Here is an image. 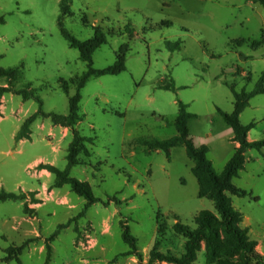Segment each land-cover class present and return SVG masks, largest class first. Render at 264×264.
Segmentation results:
<instances>
[{
  "label": "rangeland",
  "instance_id": "rangeland-1",
  "mask_svg": "<svg viewBox=\"0 0 264 264\" xmlns=\"http://www.w3.org/2000/svg\"><path fill=\"white\" fill-rule=\"evenodd\" d=\"M60 2L0 0V69L20 67L14 90H37L42 111L67 116L76 94L72 82L88 68L61 34ZM71 8L64 24L77 39L93 38L94 26L108 37L94 54L95 69L113 66L128 46L126 71L89 81L82 91L83 120L73 129L40 118L31 139L20 142L17 133L40 106L14 93L0 96V192L36 193L0 202V264H170L152 261V254L156 245L155 252L166 256L185 253L186 239L173 230L177 219L195 228L200 212L216 210L213 201L200 198L184 147L167 156L148 152L146 144L177 135L183 102L198 116L190 122L191 138L209 147V160L222 173L238 143L218 109L233 113L229 86L251 93L264 74V7L250 0H72ZM166 41H180L182 49L170 52ZM173 83L176 91L159 88ZM0 87H8L5 79ZM241 123L256 125L250 141L264 140V95L251 100ZM75 131L95 139L71 171L102 201L88 209L70 186L53 188L55 176L40 169L67 168ZM234 185L247 195L229 197L264 256V149L247 152ZM61 225L66 227L51 241ZM126 228L138 240L136 251L123 238ZM13 248L22 250L8 259ZM196 264H207L204 245Z\"/></svg>",
  "mask_w": 264,
  "mask_h": 264
},
{
  "label": "trees",
  "instance_id": "trees-1",
  "mask_svg": "<svg viewBox=\"0 0 264 264\" xmlns=\"http://www.w3.org/2000/svg\"><path fill=\"white\" fill-rule=\"evenodd\" d=\"M264 7V0H250ZM72 0H61V15L58 25L63 38L69 43L71 48L80 53V59L87 64V71L80 77L73 80L72 85H76V94L69 98V114L57 115L54 113H45L42 111L43 101L37 95V90L21 89L14 90L12 83L22 76L21 68L0 69V79H5L8 87H0V96L7 93H14L23 98L24 101L34 100L40 108L39 110L26 119L15 139L20 142L31 139V127L40 118L51 119L54 125L73 129L80 121L83 120L81 115L82 91L93 78L104 76H118L126 71L128 46L123 47L117 55L116 63L104 70H97L94 67V54L102 46L108 43V37L100 26H94V37L88 41H80L71 32L65 28L64 20L73 16ZM83 23L88 25L84 18ZM4 24V19L0 17V25ZM243 43V40L240 41ZM166 46L170 52H176L182 49V42L166 41ZM3 56L0 55V60ZM229 86V85H228ZM69 83L64 81L63 91L69 92ZM234 98L235 108L233 113L228 114L218 109L219 114L225 123L232 129L234 142L239 144L232 159L227 163L222 173H217L213 163L209 160V147H198L190 136V122L197 119L196 114L188 111V106L183 102H178L179 113L175 121L177 135L167 140H154L147 143L148 152H163L170 156L173 149L183 146L186 149L188 157L194 162L192 173L197 179L199 185L200 198H207L214 202L216 212L202 211L195 218L196 227L183 225L178 219L173 230L176 234L186 239L185 253L181 257L166 256L156 253L155 249L152 254V261L168 262L170 264H196L198 253L203 245L205 246V256L207 264H264V256L257 251L258 244L249 237V230L242 227L243 216L236 210L232 204L230 195L245 197L247 194L242 189L234 185V179L238 178L240 173L245 169L247 162V152L257 150L262 152L264 149V140L250 141L249 133L255 128L252 123L249 126H243L241 115L250 106V102L258 95H264V74L262 75L257 87L251 93L245 91L239 93L235 86H229ZM160 89L176 91L174 83L172 86H160ZM95 139L81 136L77 131L74 132L73 141L69 147L67 157L68 165L65 170H61L53 165H40L41 170H47L55 176L53 188L60 189L64 186H70L71 189L87 201L86 209L94 204L102 202L96 198L90 185L82 182L77 178L71 177L73 168L79 165L78 155L81 150L86 149L87 144L94 143ZM35 192L30 193H8L0 192V202L22 201L28 197H35ZM66 226L61 225L52 237L51 241L56 238L60 230ZM125 242L129 244L132 251L137 250L138 240L131 235L129 228L123 235ZM20 249H10L7 251L8 259L20 252ZM50 250V247H49ZM11 257V258H10Z\"/></svg>",
  "mask_w": 264,
  "mask_h": 264
},
{
  "label": "crops",
  "instance_id": "crops-1",
  "mask_svg": "<svg viewBox=\"0 0 264 264\" xmlns=\"http://www.w3.org/2000/svg\"><path fill=\"white\" fill-rule=\"evenodd\" d=\"M249 140H250V138H249ZM197 146H198V145H197ZM236 146H237V147H239V145H238V144H237ZM181 147H183V146H181Z\"/></svg>",
  "mask_w": 264,
  "mask_h": 264
}]
</instances>
